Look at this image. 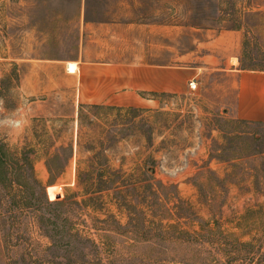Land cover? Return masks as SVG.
I'll return each instance as SVG.
<instances>
[{
    "label": "rangeland",
    "instance_id": "obj_1",
    "mask_svg": "<svg viewBox=\"0 0 264 264\" xmlns=\"http://www.w3.org/2000/svg\"><path fill=\"white\" fill-rule=\"evenodd\" d=\"M146 64L200 69L172 92L113 76ZM241 72L264 77V0H0V264H264Z\"/></svg>",
    "mask_w": 264,
    "mask_h": 264
},
{
    "label": "crops",
    "instance_id": "obj_2",
    "mask_svg": "<svg viewBox=\"0 0 264 264\" xmlns=\"http://www.w3.org/2000/svg\"><path fill=\"white\" fill-rule=\"evenodd\" d=\"M111 24L127 30H132L135 26H140L134 25L137 23L133 21L118 22V20H112ZM144 28L147 29L146 27ZM69 62H71L73 66L75 65L73 63L75 61ZM199 69V66H193L185 71H181L182 69L176 66L146 64L138 69L135 74H133L131 70L130 73H128L127 68L119 69V71L115 69V71L119 73L113 74V76L124 78V87L127 86L126 82H128L129 79L130 85L128 87L131 89L150 92H172L179 88L181 81L194 78ZM121 83L122 80L120 79V84ZM128 93H130V91H128ZM237 102V117L248 120L264 119V77L255 79L241 72L239 74Z\"/></svg>",
    "mask_w": 264,
    "mask_h": 264
},
{
    "label": "trees",
    "instance_id": "obj_3",
    "mask_svg": "<svg viewBox=\"0 0 264 264\" xmlns=\"http://www.w3.org/2000/svg\"><path fill=\"white\" fill-rule=\"evenodd\" d=\"M134 108H130L128 109V111H134ZM20 161H22V163L19 165V167L21 168V173H19L20 176H24L25 173L31 172V178L34 179L36 181V177L34 175V171H33V167L31 162L29 161V158L27 157V155H24L23 157H20ZM7 161H8V152H7V148L5 147L4 144H2L0 146V168H4L7 165ZM26 177V176H25ZM95 184L90 183L89 186H87V191L90 190V188L92 186H94ZM21 193H22V202L23 204H28L27 202L30 201L32 195H33V191L28 190L27 188H23L21 189ZM91 195V193H89ZM46 204L51 205L52 203H50L49 201H47L46 199ZM26 206V205H25Z\"/></svg>",
    "mask_w": 264,
    "mask_h": 264
},
{
    "label": "built area",
    "instance_id": "obj_4",
    "mask_svg": "<svg viewBox=\"0 0 264 264\" xmlns=\"http://www.w3.org/2000/svg\"><path fill=\"white\" fill-rule=\"evenodd\" d=\"M189 86H190L191 89H195L196 86H197L196 81H195L194 79L191 80V81L189 82Z\"/></svg>",
    "mask_w": 264,
    "mask_h": 264
}]
</instances>
